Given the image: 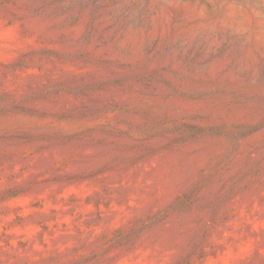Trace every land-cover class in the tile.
<instances>
[{
  "label": "rangeland",
  "instance_id": "374dc122",
  "mask_svg": "<svg viewBox=\"0 0 264 264\" xmlns=\"http://www.w3.org/2000/svg\"><path fill=\"white\" fill-rule=\"evenodd\" d=\"M0 264H264V0H0Z\"/></svg>",
  "mask_w": 264,
  "mask_h": 264
}]
</instances>
